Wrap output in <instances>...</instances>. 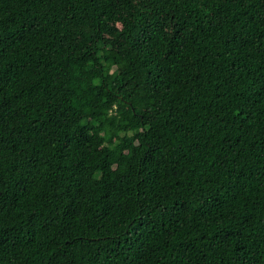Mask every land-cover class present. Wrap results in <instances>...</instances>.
<instances>
[{
    "label": "trees",
    "instance_id": "obj_1",
    "mask_svg": "<svg viewBox=\"0 0 264 264\" xmlns=\"http://www.w3.org/2000/svg\"><path fill=\"white\" fill-rule=\"evenodd\" d=\"M0 264H264V0H0Z\"/></svg>",
    "mask_w": 264,
    "mask_h": 264
},
{
    "label": "rangeland",
    "instance_id": "obj_2",
    "mask_svg": "<svg viewBox=\"0 0 264 264\" xmlns=\"http://www.w3.org/2000/svg\"><path fill=\"white\" fill-rule=\"evenodd\" d=\"M122 65H124V64H122Z\"/></svg>",
    "mask_w": 264,
    "mask_h": 264
}]
</instances>
